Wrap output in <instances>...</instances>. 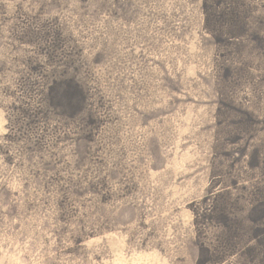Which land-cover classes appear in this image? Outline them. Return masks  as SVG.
Segmentation results:
<instances>
[{
  "label": "rangeland",
  "instance_id": "1",
  "mask_svg": "<svg viewBox=\"0 0 264 264\" xmlns=\"http://www.w3.org/2000/svg\"><path fill=\"white\" fill-rule=\"evenodd\" d=\"M0 264H264V0H0Z\"/></svg>",
  "mask_w": 264,
  "mask_h": 264
}]
</instances>
